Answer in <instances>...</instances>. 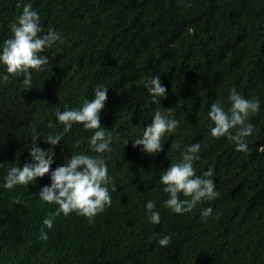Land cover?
Listing matches in <instances>:
<instances>
[{
	"label": "trees",
	"instance_id": "trees-1",
	"mask_svg": "<svg viewBox=\"0 0 264 264\" xmlns=\"http://www.w3.org/2000/svg\"><path fill=\"white\" fill-rule=\"evenodd\" d=\"M26 2L44 32L51 27L60 39L42 53L49 63L33 71L30 89L23 76L0 82V264H264V0ZM21 12L18 0H0V43ZM157 75L167 89L160 104L145 87ZM97 85L108 88L101 123L113 133V151L105 154L114 178L111 205L91 222L61 213L48 229L43 221L58 206L36 193L49 175L9 190L2 186L7 170L30 161L35 143L53 148L52 169L77 152L96 155L91 131L80 124L56 146L42 137L63 132L57 107L81 106ZM232 89L260 102L247 121L254 127L246 152L210 133L209 107L219 100L227 108ZM157 110L179 127L165 135L162 152L148 155L131 140ZM193 143L200 144L196 174L211 170L219 195L176 214L163 206L168 197L159 175ZM149 200L159 224L149 222ZM165 235L170 242L160 246Z\"/></svg>",
	"mask_w": 264,
	"mask_h": 264
},
{
	"label": "clouds",
	"instance_id": "clouds-1",
	"mask_svg": "<svg viewBox=\"0 0 264 264\" xmlns=\"http://www.w3.org/2000/svg\"><path fill=\"white\" fill-rule=\"evenodd\" d=\"M18 7L22 8V12L11 25V36L0 43V66L4 70V74L0 75V82H7L10 76H23V85L30 89L33 71L41 72L49 63L48 57L42 53L58 41L60 36L51 27L44 32L40 15L31 2L18 0ZM145 87L155 104H160L161 98L164 99L167 95V89L158 75L149 79ZM93 93L91 98H86L77 108L65 105L61 110L57 107L55 119L57 124L63 127V132L58 135L48 134L42 138L45 143L56 146L61 143L64 134L71 131L74 124H80L83 129L91 131L89 150L96 155L77 152L71 154L70 158L65 157L62 164L52 169L55 152H50L49 149L53 148L44 150L35 143L29 147L30 161L25 162L22 167L8 168L2 185L11 190L17 185H28L48 174L50 183L40 187L36 193L41 201L58 206L55 212L43 221V225L48 229L53 227L55 216L61 213L68 215L75 212L91 222L112 202L109 186L113 185L114 178L109 175L107 164L111 156L105 154L113 151V133L101 123L102 109L108 99V88L97 85ZM227 99V108L219 100L211 103L207 112L211 122L210 133L215 138L226 137L234 143L237 151L246 152V138L252 134L254 127L247 121L251 114L259 111L260 102L256 98H245L235 89L230 91ZM49 126L54 125L50 123ZM178 127L179 121L170 118L167 111L157 110L151 122L143 126L137 138L131 140L133 147H140V150L148 155L160 153L163 151L162 141L165 135L175 133ZM233 129L236 131L233 132ZM129 141L126 140L125 145ZM199 151V143L188 145L179 162L170 164L160 172L159 183L168 197L163 206L176 214L190 213L198 204L213 200L219 195L215 182L211 179V170L203 175L196 174L194 162L200 159ZM181 196L185 198L181 199ZM155 208L153 201H147L145 209L149 222L159 224L161 215ZM212 211L210 207L204 208L201 216L207 219ZM40 238L47 239V233L43 229ZM157 242L160 246H167L170 237L165 235Z\"/></svg>",
	"mask_w": 264,
	"mask_h": 264
}]
</instances>
